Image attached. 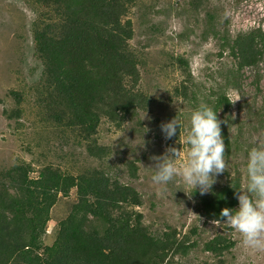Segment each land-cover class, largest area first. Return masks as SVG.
Returning a JSON list of instances; mask_svg holds the SVG:
<instances>
[{
  "label": "rangeland",
  "instance_id": "374dc122",
  "mask_svg": "<svg viewBox=\"0 0 264 264\" xmlns=\"http://www.w3.org/2000/svg\"><path fill=\"white\" fill-rule=\"evenodd\" d=\"M31 1L0 0V196L23 195L28 183L20 170L28 166L30 179L47 166L65 176L101 170L138 190L142 204L134 209L143 214L149 235L177 232L191 247L170 255L168 264H264V251L244 246L234 229L205 215L199 189L179 177L166 186L155 184L150 159L168 147L181 148L186 156L188 145L179 142L191 112L201 103L212 107L223 96L238 99L218 110L219 119L227 121L222 134L225 128L231 139L225 143L228 171L207 194L246 185L248 150L254 137L264 139V0H138L128 14L138 82L126 81L136 107L116 122L103 117L95 138L105 147L104 156L91 155L87 141L52 116L34 36L42 7ZM253 55L258 64L242 67ZM176 116L183 127L165 139L161 124ZM78 200L76 187L57 195L42 237L45 246L54 244ZM97 228L99 222H91L90 229ZM218 235L233 246L220 255L205 251L204 244Z\"/></svg>",
  "mask_w": 264,
  "mask_h": 264
},
{
  "label": "trees",
  "instance_id": "16d2710c",
  "mask_svg": "<svg viewBox=\"0 0 264 264\" xmlns=\"http://www.w3.org/2000/svg\"><path fill=\"white\" fill-rule=\"evenodd\" d=\"M137 2L31 1L42 7L34 36L45 63V99L52 116L87 141L91 155L106 154L95 138L103 117L116 122L136 107L126 81L138 82L137 61L129 47L133 23L128 18ZM258 62V55H253L242 67ZM229 105L223 96L212 107L218 112ZM223 130L230 145L229 132ZM31 171L30 166L20 170V178L28 183L20 190L23 195L0 196V264H168L170 255L191 248L178 240L177 232L149 235L143 214L134 209L142 204L138 190L106 172L65 176L47 166L37 179H30ZM74 187L79 200L61 222L54 244L45 246L42 237L56 197L61 192L68 195ZM236 193L237 189L226 186L202 196L205 215L220 219L224 207L237 209ZM91 222H99V228L91 230ZM232 246L221 235L204 244L205 251L217 255Z\"/></svg>",
  "mask_w": 264,
  "mask_h": 264
},
{
  "label": "clouds",
  "instance_id": "9594fccd",
  "mask_svg": "<svg viewBox=\"0 0 264 264\" xmlns=\"http://www.w3.org/2000/svg\"><path fill=\"white\" fill-rule=\"evenodd\" d=\"M237 100L229 99L233 104ZM217 113L206 103H201L191 112L187 135L179 142L188 145L186 156H182L181 148L168 147L163 155L150 157L155 161L154 167H151L154 169L152 181L155 184L166 186L179 177L184 185L199 189L200 194L205 195L212 189L216 177L228 171L221 128V124L227 121L222 122ZM182 127L176 116L162 123L161 131L165 139H171L178 129L180 133ZM229 130L231 132L230 127ZM252 144L246 164L247 182L236 193L239 207H224L220 219H214L212 223L226 224L240 235L244 246L264 251V139L254 137Z\"/></svg>",
  "mask_w": 264,
  "mask_h": 264
}]
</instances>
